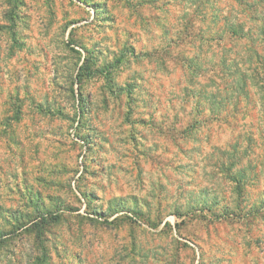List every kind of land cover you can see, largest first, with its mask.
<instances>
[{
	"label": "clouds",
	"instance_id": "clouds-1",
	"mask_svg": "<svg viewBox=\"0 0 264 264\" xmlns=\"http://www.w3.org/2000/svg\"><path fill=\"white\" fill-rule=\"evenodd\" d=\"M132 2V12L143 14V24L134 30L131 39L125 32L133 26L119 14L114 22L103 24L89 16L87 21L74 27L77 28L76 38L81 33L91 34L93 38L79 41L80 46L89 49L95 57L93 67L79 81L80 69L85 63L83 54L69 55L68 60L58 62L57 67L58 83L65 89L76 84L77 88L86 90L85 95L92 93L93 105L87 112L82 114L78 107L68 109L77 125L83 122L87 126L85 131L91 129L95 132L93 142L96 147L93 151L85 152L79 141L76 151L85 152L90 166L92 159H96L98 165L102 163L109 170L112 164H116L118 175L121 165L132 177L138 169L142 173L144 191L137 192L134 186L131 195L125 193L126 198L119 202L120 207L132 209L136 215L130 218L121 215L119 229L110 220L104 223L98 217L89 223L92 218L88 212L78 214V219L73 220L71 233L66 226L49 223L47 246L50 249L56 246L63 251L67 245L82 251L88 258L86 264H105V261L131 264L133 258L129 253L135 243L138 251L149 255L143 262L137 258L135 264H157L151 258L157 255L156 245L166 243L168 264H173V261L175 264H187L182 253L177 257V247L182 249L184 241L176 236L174 226L167 241H161L158 236L160 229H149L145 223L155 220L157 208L162 205L160 210L165 216L174 213L185 215L189 220L196 216L199 220L198 234L186 229L181 231L194 246L204 242L201 251L205 255L197 257L201 264L209 261L211 264H228L229 260L239 259V236L236 232L229 229L227 233L221 232L220 237L213 235L210 240L204 235L205 229L211 232L212 225L219 227L225 220L247 225L251 238L245 234L244 240L251 242V247L246 259L249 264H264V219H256L252 211L253 204L264 199V93L254 101L256 110L252 120L238 125L232 119V104L242 100L239 95L240 77L234 76L224 83V88L235 89V94L221 89V82L217 79L220 50L208 43L225 27L242 29L244 40L233 37L230 47H235L231 52L224 51L233 57L237 52L241 53L246 61L241 65L242 73L254 76L259 72L264 76V69L257 64L255 55L242 51L249 39L258 41L264 33V0H227L222 13V17L227 19L222 25L214 24L211 16L205 14L201 0H159V10L141 7L137 0ZM8 7L10 5H4L5 9ZM44 20L46 22L47 17ZM32 23L35 25V21ZM20 27L28 31L22 25ZM109 29L115 31L119 40ZM68 39L67 34L60 37V46L63 47ZM95 41L99 43L93 49ZM126 43L136 46L135 55L128 54ZM122 53V61L117 62ZM15 83L31 87L29 94L21 90L25 108L31 106V97L39 102L42 92L47 90L44 78L25 79L22 75ZM213 93L217 94L219 101H223L226 95L231 97L226 111L219 109L217 103L210 99ZM217 119L221 121L222 134L219 136L215 134L216 126L212 123ZM224 120L233 124V130L225 128ZM42 124L50 127L46 122ZM249 138L254 143H250ZM79 163L76 161L77 165ZM93 167L99 171L98 166ZM13 168L19 172L20 163L14 162ZM241 169L250 178L248 186L241 183L239 191H233L231 189L236 186L227 183L226 177L237 175ZM257 175L258 181L251 179ZM222 177L225 178L223 182ZM96 179L99 186L93 181L91 187L101 193V199L92 207L97 213L106 214L108 197L114 194L116 184L109 186V180L103 174ZM111 179L115 181V176ZM120 183L123 184V180ZM102 188L105 189L103 192ZM222 188L230 189L226 197ZM205 205L209 208V212L204 214L207 219H200L198 210ZM261 215L264 216V210H261ZM217 217L222 219L218 221ZM257 237L259 247L255 244ZM225 238L229 243L223 242ZM7 247L15 253L8 256L11 264H27L28 257L35 258L38 252L32 237H26L24 243L17 239L15 244L9 243Z\"/></svg>",
	"mask_w": 264,
	"mask_h": 264
},
{
	"label": "rangeland",
	"instance_id": "rangeland-1",
	"mask_svg": "<svg viewBox=\"0 0 264 264\" xmlns=\"http://www.w3.org/2000/svg\"><path fill=\"white\" fill-rule=\"evenodd\" d=\"M137 2L141 7L149 6L150 9L159 10V0H137ZM226 2L227 0H201V7L206 15L211 16L214 24L222 25L227 19L222 17ZM5 4L10 7L5 9ZM133 8L132 0H31V2L2 0L0 2V250H3L0 251V264H11L8 256L15 255L14 251L7 247L8 244H15L17 239L24 243L26 237H32L38 249L35 258L28 257L27 264H86L88 258L82 251L67 245L64 246L63 251L56 246L51 249L47 246L49 223L66 226L67 231L71 233L73 220L78 219V214L88 212L92 218L89 223L98 217L104 223L110 220L111 224L119 229L121 225L118 221L121 215L128 218L136 215L134 210L120 207L119 202L126 198L125 193L131 195L134 186L137 192L144 191L142 173L138 169L135 177H132L125 171L124 165H121L118 175L116 164H112L109 170L102 163L98 165L96 159H92L90 166L85 152L91 153L96 147L93 142L95 132L91 129L85 131L87 126L83 122L77 125L68 109L78 107L82 114L87 112L93 105L92 93L88 92L85 95L86 90L77 88L76 84H73L70 89H65L58 83L59 69L57 67L58 62L68 60L69 55L83 54L85 63L80 69L78 81L82 79L84 74L93 67L95 57L89 49L81 47L79 41L93 38L91 34L84 33L76 38L77 28L74 26L87 21L89 16L99 24L114 22L119 14L127 24L133 26L125 32V35L131 39L134 30L143 24V14H133ZM21 9L28 11L21 12ZM45 17H47L46 22ZM21 25L28 31L21 30ZM109 30L116 35L113 29ZM241 31L242 29L237 27H225L208 41L210 46L220 50L217 79L221 82V89L225 93L231 91L235 94V89L224 88V83L234 76L240 77L239 95L242 100L232 104L234 113L232 119L238 125L252 120L256 110L254 101L261 93H264V76H261L259 72L254 76L242 73L241 65L246 61L241 53H236V57H240L237 59L224 51L227 49L231 52L232 47H235H230L233 37L244 40ZM64 34H67L69 39L61 47L59 41ZM116 38L119 40L118 35ZM98 43L99 41L93 43V49ZM125 50L128 54L135 55L136 46L126 43ZM243 50L254 54L257 64L264 69V33L258 41L249 39L243 45ZM122 59L123 53L117 58V62H121ZM22 75L25 79L44 78L47 86L39 102L35 97H31V106L28 108H25L22 102L21 90L29 94L31 87L28 84L22 86L15 83L22 78ZM210 99L224 111L231 102V97L227 95L223 101H219L216 93H213ZM42 122H46L50 127H44ZM212 123L216 126L215 134L221 135V121L217 119ZM223 123L226 129L233 130V124L228 120H224ZM74 126L75 131H73ZM105 140L107 142V138ZM77 141L83 146L85 152L76 151ZM249 142L254 143L251 138ZM132 143L135 145V137L132 138ZM116 155L119 157V153ZM141 155L145 154L141 153ZM16 161L21 166L19 172L13 168ZM76 161L80 162L79 165ZM26 162L27 167H25ZM148 164L151 166V158L148 159ZM93 166H98L99 171ZM249 168L251 169V165ZM101 174L108 178L109 186L116 184L114 194L108 197L106 214L97 213L92 207L101 199V193L96 192L91 185L95 181L99 186L96 178ZM113 176L115 181L111 179ZM224 179L222 177V182ZM251 179L258 181L259 177L257 175ZM121 180L123 184L120 183ZM249 180L244 169H241L237 175L226 177L227 183L236 186L231 190L237 192L241 183L247 187ZM104 190V188L101 189L102 192ZM221 191L226 197L230 189L222 188ZM162 207V205L158 206L155 220L145 221L147 227L153 230L160 229L158 234L160 240L167 241L174 226L176 236L184 241L182 249L177 247V257L182 253L187 264H201L197 257L203 258L205 255L201 251L204 242L201 241L194 246L181 231L186 229L198 234L200 226L197 217L193 216L189 220L185 215L174 213H168L165 216L160 210ZM261 210H264V199H258L253 204L252 211L258 220L264 219ZM198 211L200 219H207L204 215L209 212L207 205ZM49 214L57 218L42 223L41 216ZM113 216L116 219H111ZM221 219L217 217L218 221ZM229 229L239 236V259L229 260L228 264H249L246 258L251 242L244 240L245 234L251 238V230L247 225L225 220L219 227L212 225L211 232L205 229L204 235L210 240L213 235L220 237L221 232L227 233ZM238 229L241 231L237 232ZM223 242L229 243L226 238ZM259 243V238H255L257 247ZM156 248L157 255L151 258L156 260L157 264H168L167 244H157ZM129 255L133 258L131 264H135L137 258L141 262L149 258L148 254L137 250L135 243L132 244ZM124 259H127V256ZM105 264H111V261H105ZM173 264H175L174 261ZM208 264H211V261Z\"/></svg>",
	"mask_w": 264,
	"mask_h": 264
},
{
	"label": "trees",
	"instance_id": "trees-1",
	"mask_svg": "<svg viewBox=\"0 0 264 264\" xmlns=\"http://www.w3.org/2000/svg\"><path fill=\"white\" fill-rule=\"evenodd\" d=\"M50 216V217H49ZM57 216H53L52 214H49V215H42L41 216V222L44 223V222H48L50 219H56Z\"/></svg>",
	"mask_w": 264,
	"mask_h": 264
}]
</instances>
